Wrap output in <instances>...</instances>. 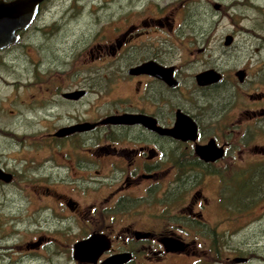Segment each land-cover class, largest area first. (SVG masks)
<instances>
[{
	"label": "flooded vegetation",
	"instance_id": "1",
	"mask_svg": "<svg viewBox=\"0 0 264 264\" xmlns=\"http://www.w3.org/2000/svg\"><path fill=\"white\" fill-rule=\"evenodd\" d=\"M131 8L90 19L88 35L83 18L43 19L46 51L72 21L81 39L43 68L42 158L0 164V186L38 195L28 217L43 228L14 214L24 242L0 249L14 264H264V2Z\"/></svg>",
	"mask_w": 264,
	"mask_h": 264
},
{
	"label": "rangeland",
	"instance_id": "2",
	"mask_svg": "<svg viewBox=\"0 0 264 264\" xmlns=\"http://www.w3.org/2000/svg\"><path fill=\"white\" fill-rule=\"evenodd\" d=\"M77 1L80 2V0ZM83 1L88 3L91 0ZM83 1L81 0V2ZM92 1L94 2L93 9L90 11L87 7L83 8V4L81 2L78 4L76 0H50L35 24L28 31H25L26 33H22L21 39L9 51L0 52V164L3 167L15 170L22 169L30 162L32 163L33 157L37 156L41 159L43 156V149H38L37 143H34L33 148L30 145V142L39 141L38 134L43 132L41 111L43 108L38 105L39 102L33 101V99L43 98V90L40 89V84L43 83V68L48 65L62 66V62L66 58L65 55L75 49L74 44L77 40L80 41V32L72 31L73 24L76 23L73 21L83 18L79 21L82 22L84 30L82 33L88 35L90 31L85 26L90 19L124 17L127 12L131 11V5L143 7L147 3V0H114L111 7L106 12L101 13V17H99L94 7L100 0ZM217 1L225 7L229 0ZM255 1L264 2V0ZM208 10L217 20L221 18L211 9ZM141 12L140 16L147 15L145 10ZM43 19L46 22L49 19H62V21L67 22L69 19H73L70 25L64 26L66 31L59 33L50 41L48 51L45 50ZM224 23L226 24V21ZM222 29H224V25L220 26V33ZM56 45L57 47H55ZM30 109L34 111L29 112ZM25 115H27L26 117H33L37 122L34 123L33 120H29L32 118L25 120ZM30 132L38 133L30 134ZM35 161L39 162L38 160ZM27 189H31V187L28 186ZM31 199L34 202L29 201L14 185L0 186V247L8 246L13 242H24L23 234L15 235L8 224L9 219L14 214L16 216L21 215L20 221L24 219L22 226L43 228L41 226L43 223H38L39 226L35 225L34 220L36 218L28 217L33 216L35 213L33 210L40 200L33 191ZM27 207L32 208V213L27 215V211H25L27 215L25 216L22 214V209ZM15 230L24 232L21 229ZM8 254L5 250L0 249V259L5 261L3 263L14 264L13 260L9 259Z\"/></svg>",
	"mask_w": 264,
	"mask_h": 264
},
{
	"label": "water",
	"instance_id": "3",
	"mask_svg": "<svg viewBox=\"0 0 264 264\" xmlns=\"http://www.w3.org/2000/svg\"><path fill=\"white\" fill-rule=\"evenodd\" d=\"M42 1L43 0H0V50L18 42L20 39L19 31L25 30L33 23ZM209 73L211 72L208 71L201 74L199 80ZM110 119L118 120L117 122L120 121V119ZM179 128L180 121L177 125V129ZM11 177L12 175L10 173L4 171L0 167V179L10 181ZM77 246H80V244ZM78 249L79 248H77L76 252Z\"/></svg>",
	"mask_w": 264,
	"mask_h": 264
}]
</instances>
